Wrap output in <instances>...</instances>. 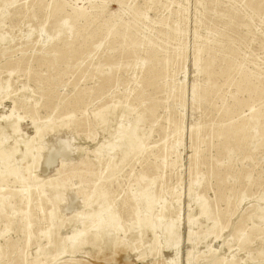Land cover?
Segmentation results:
<instances>
[{
    "label": "rangeland",
    "instance_id": "1",
    "mask_svg": "<svg viewBox=\"0 0 264 264\" xmlns=\"http://www.w3.org/2000/svg\"><path fill=\"white\" fill-rule=\"evenodd\" d=\"M0 117V264H264V0H0Z\"/></svg>",
    "mask_w": 264,
    "mask_h": 264
},
{
    "label": "bare ground",
    "instance_id": "2",
    "mask_svg": "<svg viewBox=\"0 0 264 264\" xmlns=\"http://www.w3.org/2000/svg\"><path fill=\"white\" fill-rule=\"evenodd\" d=\"M46 43L47 42H43V45H45ZM3 86H5V85H3ZM98 115L100 116V113H98ZM18 121H19V119L17 121L16 120H10V119L6 120L5 123H4V126H3V124H1L2 127H3V128L2 127L0 128L1 132L6 131V129H7L8 131H11L12 134L17 133L18 132ZM103 122H105V121H103ZM33 123L35 124V132H34V134H32L33 136L27 137V138L25 137L26 139L24 138L22 140H16L15 143H14V145H13V147H11V148L0 147V163L2 162L1 163V166H0V175L3 174L4 172H7L8 174L14 175V176L15 175H18L19 174V170L17 169V166H14V165H15L16 160L18 158H20V157H23V159H27V157H28V158H30L31 165H34V166L36 165L37 160L39 158V149H40V146H38L39 144H35V143L39 140L40 135L44 131H41V129L36 126V123L35 122H33ZM16 145H17V147H15ZM19 145H22V148ZM57 149L58 150H56V151H49L47 153V155L45 157V164H44L45 165V169H47V167L49 165L53 164L52 162H54L53 159L55 157H57V156H64V155L68 154V147L66 146L65 142H62V140L59 142V148H57ZM102 149H103V147L102 146H99L98 149H97V151H100ZM18 153H20L22 156L21 155L19 156ZM151 199L153 200V196H152V194H151V192H150L149 189L148 190H145V191H142L141 192V195L139 196V199L138 198H135L137 204L138 205L143 204V206H144V208L146 209V212H147V215L144 218H140L138 214L136 215L137 217H136L135 224H134V227H133L135 230L137 229V227L140 224H143L144 223L146 225L148 223L149 218H150L149 214L153 210V207L151 206L152 205ZM140 201H142V202H140ZM158 206H157V208H158ZM135 211L137 212V209ZM162 211H163V208H160L159 210H157L156 217L158 219H160L161 214H162ZM139 212H140V210H139ZM113 218H114V215L111 212L108 213L105 216V219L102 220V223H98L97 225L93 226L94 233L96 234L98 230L101 231L103 228H106V227H109V226H114L115 224L113 223ZM99 219H100V217H99ZM153 229L151 228V232L155 235L154 230H157V229H154V230ZM160 231H159V233H160ZM161 233H163V232H161ZM84 234H85V232H83V231H79V232L73 233L71 236H67L65 238V241H67L68 245H70L72 248H74V247L78 246L80 244V242H82V243L85 242V239H83V237H84L83 235ZM163 234L165 236L164 237L165 242H163L161 245H162V250L164 251L166 249V246L168 245V239L170 238V232L169 231H166ZM118 240H119V244H121L122 247H125L126 242H127L126 239L124 238V239H118ZM172 247H173V245H172ZM175 248L174 247L171 248V251L173 249H175ZM176 250H177V248L175 249V251ZM139 259H140V261H144L145 256L139 257ZM175 260H176V258L173 259V260L168 261L167 264H174L175 263ZM142 263L143 264H146L145 262H142Z\"/></svg>",
    "mask_w": 264,
    "mask_h": 264
}]
</instances>
